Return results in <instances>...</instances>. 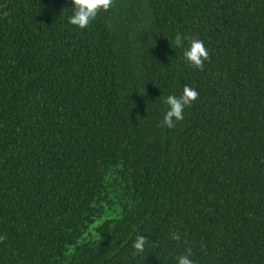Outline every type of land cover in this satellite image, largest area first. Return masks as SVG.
I'll use <instances>...</instances> for the list:
<instances>
[{
  "label": "trees",
  "instance_id": "16d2710c",
  "mask_svg": "<svg viewBox=\"0 0 264 264\" xmlns=\"http://www.w3.org/2000/svg\"><path fill=\"white\" fill-rule=\"evenodd\" d=\"M69 7L0 0V264H264V0Z\"/></svg>",
  "mask_w": 264,
  "mask_h": 264
},
{
  "label": "clouds",
  "instance_id": "9594fccd",
  "mask_svg": "<svg viewBox=\"0 0 264 264\" xmlns=\"http://www.w3.org/2000/svg\"><path fill=\"white\" fill-rule=\"evenodd\" d=\"M113 0H71L72 14L67 17V23L78 29H85L92 20H94L100 11H107L112 6ZM185 38L177 34L174 37V43L177 47H182ZM185 61L192 67L202 68L204 62L208 59V50L204 42L199 39H192L188 42L183 51ZM198 92L188 85H185L180 95H168L165 103L168 109L163 116V124L168 128L174 126V122L181 121L184 118V110L197 99ZM173 235V239H177ZM146 237L137 235L133 242V249L137 254H142L146 247ZM191 251L177 258L176 264H194L190 258Z\"/></svg>",
  "mask_w": 264,
  "mask_h": 264
}]
</instances>
